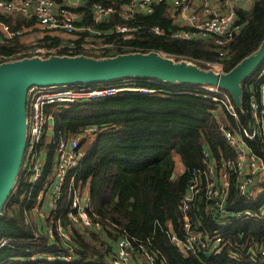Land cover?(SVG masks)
I'll use <instances>...</instances> for the list:
<instances>
[{"label":"trees","instance_id":"trees-1","mask_svg":"<svg viewBox=\"0 0 264 264\" xmlns=\"http://www.w3.org/2000/svg\"><path fill=\"white\" fill-rule=\"evenodd\" d=\"M127 2L83 0L81 4H72L81 15L78 26L103 31L116 24L134 26L127 38L125 33L117 31L96 35L113 41L115 45L105 49L104 53H81L99 58L121 52L157 51L176 60L188 59L202 68L217 63L222 71L227 72L243 58L254 54L264 40V0H253L236 7L241 27L225 45L216 44L209 35L202 38L172 36L179 26L168 12V0L154 3L150 13L137 11L125 17L122 6ZM95 4L112 6L114 11L107 18L95 20ZM13 18L17 22L14 27L9 22L10 15L0 12V19L10 28L29 23L21 14ZM154 26L162 32H155ZM44 38L55 40L49 36ZM43 43L46 42L38 40L33 45ZM22 47H17L11 40L0 44V52H17ZM74 53H80V50ZM25 56L31 55L22 53L17 58ZM263 63L264 60L242 81L241 101L245 112L250 94L247 81ZM122 79L100 83L129 86L108 96L46 106L54 123L55 137H79L78 150L82 155L75 180L76 183L89 181L88 209L93 223L92 228L72 229L68 243L73 248L74 257L70 260L62 257L48 259L46 252L58 251L50 245L48 239H51L44 232L52 223L33 213L30 217L27 215L35 201H39L36 199L40 189L47 194L53 181L54 146L43 141L36 152L43 158L40 176L32 181L31 170L23 156L15 183L2 206L0 264H113L111 258L117 253L118 242L129 236L144 241L145 248L160 264H264L256 253L258 247L264 245V214L236 215L241 209L258 210L264 203V191L256 197L243 198L236 190L233 174L230 175L225 212H219L213 200L202 194L195 195L186 210L192 227L202 231L203 235L223 233L225 244L221 252L209 256L201 251L182 253L168 235L169 230L180 237L184 234L183 211L179 205L192 169L203 165V148L209 149L216 159L234 155V150L218 129V120L228 121L232 126L237 122L227 117L211 93L200 85H185L183 90L180 83L155 82L153 78L130 76ZM240 120L245 122L246 118L240 114ZM91 126L96 128L88 131ZM248 143L264 160V150L255 141L249 140ZM172 172H175L173 177ZM66 188L63 187L61 192L64 198L68 194ZM57 201V206L64 202ZM59 211L53 215L57 216ZM61 218L64 224L69 222L64 214ZM168 224L171 228H167ZM68 248L67 244L59 243V249ZM137 250L140 254L135 253L129 264H148L142 250ZM32 255L36 257L30 259Z\"/></svg>","mask_w":264,"mask_h":264},{"label":"built area","instance_id":"built-area-1","mask_svg":"<svg viewBox=\"0 0 264 264\" xmlns=\"http://www.w3.org/2000/svg\"><path fill=\"white\" fill-rule=\"evenodd\" d=\"M158 2L159 0H128L122 6V12L125 17H129L137 11L150 13L153 10V4ZM251 2L253 0H168V12L172 21L179 26V29L173 31L171 35L182 38H202L209 35L214 38L216 44L225 45L241 27L236 7ZM0 11L6 14L18 12L33 15L41 24L54 29L60 28L68 34H75L76 31L81 32L83 30L92 35L84 43L79 44L80 47L82 44L81 48H78L75 42L69 41L65 45H58V47L52 49L43 45H35L32 49L22 52L29 53L31 56L46 57L59 54L58 51H63L62 54L64 55L84 54L81 51L102 54L105 49L115 45L112 43L113 41L97 38L96 35L117 31L125 33V38H127L134 30V26L125 24H116L108 31L95 29L91 26L79 27L77 22L80 13L68 4L53 0H0ZM113 11L112 6L95 4L93 16L96 20H100L102 15L103 18H106ZM3 28L10 36L18 32L9 30L6 24H3ZM153 30L157 33L162 32L157 26H154ZM77 50H80V53H74ZM222 52L220 49V53ZM22 53L19 52L17 55ZM17 55L12 57L0 52V63L17 59ZM255 74L247 81L250 94L247 99L248 110L246 112L242 104L241 106L235 105L226 90L213 85L200 84L201 87L211 93L212 99L218 102L227 117L237 122L235 126H232L228 121L218 120V129L222 132L228 146L234 150V155L233 157L216 159L211 156L209 149L203 148V165L192 169L190 181L179 205L183 211L181 224L184 234L180 237L175 232L168 231L170 241L182 253L189 251L218 253L224 238L222 232L206 236L203 235L202 231L192 227L186 210L195 195L202 194L207 199L213 200L218 211L225 212L224 204L227 201L226 197L231 186V174L234 175L236 180V190L243 198L256 197L264 191V160L248 143L249 140L255 141L258 147L264 150V63ZM96 84H34L27 88L24 157L26 165L31 170L32 181H36L42 171V164L38 159L39 155L36 154L38 145L40 146L43 142L44 135L49 134L47 132L49 129L51 134L54 130V123L53 126H50L52 118L47 114L46 106L104 97L127 88L123 85ZM136 89L142 90L144 88ZM240 114L246 118L245 122L240 120ZM87 130L92 131V128H87ZM51 143L56 146L53 167L55 179L51 183V195L55 194L58 198L62 192L61 186L66 188V185L68 194L61 206H57L55 201L50 203L49 212L51 215H45L43 212L39 216L47 218L52 223L47 225L46 230H44L51 241L54 240L58 246L59 243L69 246L68 250L58 248L56 252H46L47 258L62 257L65 260H70L74 257L73 248L68 243L72 235V229H85L93 223L88 209L89 193L85 190L83 184L85 182L76 183L75 180V172L79 167L82 155L81 151L78 150L79 137L57 138L53 134ZM258 187H260V190L256 192ZM59 209L61 212L59 211L58 215L54 216L53 213ZM63 214L69 221L67 224L63 223L61 218ZM241 214L246 216L263 215L264 203L260 205L258 210L241 209L236 212V215ZM96 226L99 227V223H96ZM167 228H171L169 224ZM137 248L142 250L141 253L147 259L148 264H160L145 248L144 241L139 242L133 236L118 242L117 253L111 258L112 263L129 264L135 253L140 254ZM36 253L38 254L39 251ZM256 253L260 257V261L263 262L264 246L258 247ZM35 257V255H32L30 259ZM146 259L144 260L146 261Z\"/></svg>","mask_w":264,"mask_h":264},{"label":"water","instance_id":"water-1","mask_svg":"<svg viewBox=\"0 0 264 264\" xmlns=\"http://www.w3.org/2000/svg\"><path fill=\"white\" fill-rule=\"evenodd\" d=\"M264 60V40L231 70L214 71L166 53L121 52L112 56L52 54L25 56L0 63V214L22 164L26 146V91L31 85L102 83L130 76L166 83L206 84L228 91L241 106L242 81ZM175 172L171 173L173 177ZM117 199V197H116ZM209 256L210 253L206 252Z\"/></svg>","mask_w":264,"mask_h":264},{"label":"crops","instance_id":"crops-1","mask_svg":"<svg viewBox=\"0 0 264 264\" xmlns=\"http://www.w3.org/2000/svg\"><path fill=\"white\" fill-rule=\"evenodd\" d=\"M68 2L70 4H74V3L81 4L83 2V0H69ZM1 13H3V12H1ZM4 14H6V13H4ZM16 14H21V15L26 16V19H27L26 21L29 22V23L28 24L26 23L27 25L25 23H23L18 28H10L8 23H6V22H4V21H2L0 19V44L1 43H8L9 41L13 40L17 47L23 46L17 52L4 53V54L10 55L12 57L17 55L19 52L22 53V52H25L27 50L32 49L33 46H35L33 44H37L38 40L46 42V43L38 44V45H43V46H45L47 48H50V49L56 48V47H58V45H65L69 41L75 42L78 45V48H81L82 44H81V47L79 46V44L80 43H84V41L87 38L92 37L91 34H89L86 31H83V30L81 32L76 31L75 34H68L67 32H65L64 30H62L60 28H55V29H60V30H62V31H64L66 33V35H67L66 38H61V37H59V35L53 34L49 30V29L54 30V28H50V27H47V26L41 24L38 20H36V18H33L34 17L33 15H29V14L26 15V14L18 13V12H16V13H8L7 14V15H10L9 22L11 23L12 27L16 26V24H17L16 18H13L14 15L16 16ZM80 19H81V15L79 16V20ZM3 24H6L8 26V28H9V30L18 31V32L16 34L10 36L8 34V32L3 28ZM79 27H82V26H79ZM95 29H97V28H95ZM46 31H49V34H47ZM45 36H49V37L55 38V40H52L50 38L52 41H54V43H51L50 39L48 40L47 38H44ZM47 43H50V45H47ZM58 53H59V51H58ZM50 126H53L52 119L50 120ZM47 132L49 134L44 135V137H43V141H45V144L51 143V139L53 137V134H51L50 129ZM42 149L44 151L45 147H43ZM38 159H39V161L42 164L43 163V158L41 156H39ZM54 179L55 178H54V174H53V181H54ZM83 184H84L85 190H87V192L89 193V191H88L89 181L87 180ZM51 186H52V184L50 185V187ZM63 187L65 188V186H63ZM54 196H55V194H54ZM55 197L57 198V196H55ZM45 201H47V200L45 199ZM53 201L54 200H51L49 202L47 201L46 203L43 204L44 208L46 206H47L46 208L49 207L47 212L50 210V203H52ZM47 203H48L49 206L47 205ZM39 218H41V216H39ZM89 227L92 228V226H89Z\"/></svg>","mask_w":264,"mask_h":264},{"label":"rangeland","instance_id":"rangeland-1","mask_svg":"<svg viewBox=\"0 0 264 264\" xmlns=\"http://www.w3.org/2000/svg\"><path fill=\"white\" fill-rule=\"evenodd\" d=\"M65 3V4H68V5H70L71 7H73V8H75L74 7V5H72V4H70L68 1H66V0H60L58 3ZM95 19V18H94ZM100 19H104L103 18V15L100 17ZM96 20V19H95ZM53 34H57V35H59V37H61V38H66V33L64 32V31H62V30H60V29H54V30H52V29H49ZM47 32V34H49V31H46ZM171 58L172 59H174V60H176L175 58H173L172 56H171ZM186 60V59H185ZM192 63H193V61H192ZM195 63V62H194ZM197 65V64H196ZM197 66H199V65H197ZM208 68H204V69H213L214 71H217V70H222L221 69V67H220V65L219 64H216V63H209V65L207 66ZM261 67V66H260ZM259 67V68H260ZM254 75V74H253ZM252 75V76H253ZM256 75V74H255ZM251 76V77H252ZM120 80H124V79H120ZM153 81H155V82H159V81H157V80H153ZM181 86V88L184 90V87H185V85L184 84H182V85H180ZM124 87H129V86H124ZM196 87V86H195ZM182 89L181 90H179V91H182ZM217 109H218V106H217ZM220 109V108H219ZM221 114V113H220ZM222 115V114H221ZM88 128H92V130H94L95 128H96V126H91V127H88ZM55 151H56V146H54V148H53ZM177 172H179V169L177 168V170H176ZM61 188H63V186H61ZM43 188H41L40 189V191L38 192V194H37V199L36 200H39V201H35V204L30 208V211L27 213V215L30 217V215H32V213H34V215L35 216H39L40 214H42L43 212H44V214L46 215H51L50 214V212L48 211L47 212V210H48V208H44V206H43V204L44 203H46L47 201L49 202V201H51L52 199L55 201V203L58 205V201L57 200H61V201H65V199L66 198H64L65 196H63V195H59L58 196V198H56L54 195H50L51 194V191H49L47 194H44L43 193ZM260 190V187H258V189L256 190V192H258ZM39 195H40V197H39ZM39 198V199H38ZM45 199L47 200V201H45ZM89 200H90V197H89V199H88V207H89ZM47 205H48V203H47ZM49 206V205H48ZM52 206V205H51ZM35 216H32V218L34 219L35 218ZM41 218H43V216L41 217ZM33 219H32V223H33ZM34 226H36V223H35V225ZM73 227V226H72ZM89 228V227H88ZM86 229V228H85ZM38 230H41V228H39ZM42 231V230H41ZM38 233L40 232V231H37ZM37 233V235L39 236V234ZM41 235H43V231H42V234ZM46 236H47V233H46ZM46 236L44 235V238L46 239ZM52 238V237H51ZM48 239V238H47ZM48 242L50 243V245H52V246H54L55 247V249H58L59 248V246H58V244L57 243H55V241L54 240H52V241H50L49 239H48ZM224 244H225V241L224 240H222V244H221V246H220V248L218 249V252H221L222 250H223V246H224ZM264 245H262V247H263ZM230 253V252H229ZM232 254H235V253H232Z\"/></svg>","mask_w":264,"mask_h":264}]
</instances>
